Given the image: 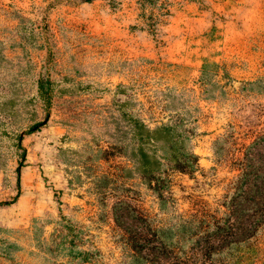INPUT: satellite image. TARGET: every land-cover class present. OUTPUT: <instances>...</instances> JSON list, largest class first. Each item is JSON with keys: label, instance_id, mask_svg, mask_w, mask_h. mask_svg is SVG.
<instances>
[{"label": "rangeland", "instance_id": "374dc122", "mask_svg": "<svg viewBox=\"0 0 264 264\" xmlns=\"http://www.w3.org/2000/svg\"><path fill=\"white\" fill-rule=\"evenodd\" d=\"M135 117L197 154L163 171V207L134 166ZM253 162L264 171V0H0V264H128L131 211L235 220ZM227 257L264 264V221Z\"/></svg>", "mask_w": 264, "mask_h": 264}, {"label": "trees", "instance_id": "16d2710c", "mask_svg": "<svg viewBox=\"0 0 264 264\" xmlns=\"http://www.w3.org/2000/svg\"><path fill=\"white\" fill-rule=\"evenodd\" d=\"M38 86L41 91L45 89L43 80H39ZM132 121L131 134L137 140L136 149L133 151L134 166L157 195L159 204L163 207L166 205L165 189L168 186L163 171L170 166L182 172H189L197 162V154L185 149L180 137L181 132L174 130L172 124L162 123L150 127L140 118L135 117ZM257 140L248 147L259 145ZM250 165V169H243L240 176L249 186L243 191L242 199L245 200V206L239 205L236 199H233L234 206L237 207L232 210L236 216L235 220L232 218L231 221L217 218L212 220L201 217L196 223L190 218H180L172 224L157 226L152 222L143 224L145 219L131 211L130 216L137 220L138 224L128 232V238L123 236L122 243L127 250V263L197 264L198 254V264H230L227 255L233 254L264 221V171H257L260 166L254 162ZM253 170H256V175L252 174ZM117 205L128 206V202L118 200L113 208L116 212ZM242 211L244 213L240 217L239 213ZM125 213L128 215V212ZM115 217L116 220L122 219V215L115 214ZM239 221L245 223L242 230L237 226ZM187 245H191L189 249L193 258L188 253L189 249H185ZM85 253V258H88L89 252Z\"/></svg>", "mask_w": 264, "mask_h": 264}]
</instances>
